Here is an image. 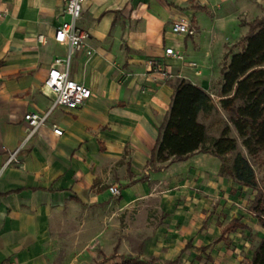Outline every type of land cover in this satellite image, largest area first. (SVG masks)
I'll return each instance as SVG.
<instances>
[{"label": "crops", "instance_id": "1", "mask_svg": "<svg viewBox=\"0 0 264 264\" xmlns=\"http://www.w3.org/2000/svg\"><path fill=\"white\" fill-rule=\"evenodd\" d=\"M66 1L0 0V264H234L229 257L219 263L212 243L245 223L232 219L205 243L201 227H189L186 208L195 203L185 204L231 202L236 182L220 173L221 160L195 153L159 162L153 152L177 81L205 91L221 112L222 73L248 32L238 15L254 0H86L78 26L88 31L95 54L74 53L69 77L91 97L51 113L48 123L62 136L44 126L27 139L23 116L50 109L54 94L44 80L67 56L66 45L54 41L68 20ZM181 18L195 35L172 33ZM166 48L183 60L167 57ZM149 60L169 67L174 78L148 75ZM113 185L118 196L108 190ZM151 208L160 210L162 223L133 227L126 241L117 221ZM232 221L241 227L227 230Z\"/></svg>", "mask_w": 264, "mask_h": 264}, {"label": "trees", "instance_id": "2", "mask_svg": "<svg viewBox=\"0 0 264 264\" xmlns=\"http://www.w3.org/2000/svg\"><path fill=\"white\" fill-rule=\"evenodd\" d=\"M243 40V50L231 56L222 73L219 106L225 119L219 136L208 141L207 127L199 121V116L216 110L210 96L189 81L179 80L153 156L159 162L173 163L195 153H209L221 160V174L255 190L257 182L248 159L237 153L228 165L225 157L237 150L230 125L248 156L264 151V15L248 24ZM259 203L260 198L255 197V211ZM259 222L264 229V218L259 217ZM239 227L237 221H232L227 230ZM249 264H264V235Z\"/></svg>", "mask_w": 264, "mask_h": 264}, {"label": "rangeland", "instance_id": "3", "mask_svg": "<svg viewBox=\"0 0 264 264\" xmlns=\"http://www.w3.org/2000/svg\"><path fill=\"white\" fill-rule=\"evenodd\" d=\"M263 15L264 0H254L253 5L249 6L248 10H245L238 15V19L243 25H246ZM243 39L244 36L238 38L235 42V45L238 46L237 52L242 51L244 48L245 42ZM55 115L56 113L52 114L50 118L53 119ZM224 118L225 114L223 110H221V112L213 111L209 113L208 116H203L201 118L200 121L207 127L208 141L219 136L220 131L224 127ZM230 136L236 140L237 150L236 152L227 155L225 159L228 161V165L237 153L248 159L257 182L255 190L244 187L236 182L233 186L234 188L231 190V197H228L231 198V202L221 204L219 202L215 203L211 200L202 201L201 198H198L194 202L192 200H189V202L185 201V204L195 203V208H193V206L186 208L187 212L193 215L189 227H201L200 233L204 235L203 240L205 243H212L217 239L223 226H225L230 220L238 219L245 223L246 229L226 234L220 242L212 244L216 248L215 254L217 255L216 258L219 263L229 257L231 263L248 264L253 250L264 235V229L259 222V217L264 218V151L258 153L255 157H250L247 155L245 148L242 146L241 140L238 138L231 125ZM255 197L260 198L258 211L254 210ZM222 199L223 195H221L220 201H222ZM152 209L155 208H151V211L149 212L142 213L141 216L138 214V209H133L129 212L127 217H125V215L122 216V219L117 217L121 220L117 221V225L122 227L125 231V235H127L125 239L126 241L130 235H133V233H131L133 227L134 229L138 227L153 228L158 227V225L162 223V214H159L160 210L157 208L152 211ZM114 219L116 218L114 217ZM144 219L152 224L150 226H145L143 223ZM115 223L116 222L114 221L109 224ZM95 243H97V240L93 241L91 245H95ZM200 253H202L208 261H212V258H210L211 256H208L206 251H201Z\"/></svg>", "mask_w": 264, "mask_h": 264}, {"label": "built area", "instance_id": "4", "mask_svg": "<svg viewBox=\"0 0 264 264\" xmlns=\"http://www.w3.org/2000/svg\"><path fill=\"white\" fill-rule=\"evenodd\" d=\"M86 0H67L65 14L68 20L62 23L54 33V41L58 44L66 45L67 56L66 59H56L52 67L48 70L47 76L44 80V87L49 92L54 94V101L48 111L45 113H26L23 120L28 127L27 139L30 138L39 128L49 126L53 134L60 137L63 135V130L57 125L48 123L51 113L56 108L76 109L82 106L90 97L91 91L83 84L73 81L69 77L70 72V57L78 52L84 51L87 58L95 54V49L89 44L90 35L88 31L78 26V20L81 17L82 6ZM174 34H183L193 36L196 29L190 23L181 18L174 22L171 27ZM39 42H43V37H38ZM167 57L183 60V55L175 52L172 48H166L164 51ZM61 66V67H60ZM147 74L157 77L160 80L167 81L174 78V74L169 67L158 60L147 61ZM188 66L197 68L196 61H189ZM60 67V68H59ZM131 74H125L126 78ZM16 152L9 158V163L14 160ZM109 192L113 196L120 194L116 186H110ZM1 264H14L13 262H4Z\"/></svg>", "mask_w": 264, "mask_h": 264}]
</instances>
